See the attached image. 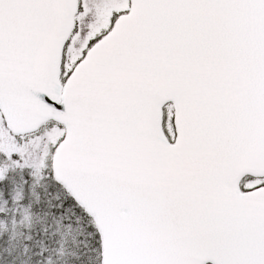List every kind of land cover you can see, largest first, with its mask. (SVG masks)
Instances as JSON below:
<instances>
[{
  "label": "snow or ice",
  "instance_id": "snow-or-ice-1",
  "mask_svg": "<svg viewBox=\"0 0 264 264\" xmlns=\"http://www.w3.org/2000/svg\"><path fill=\"white\" fill-rule=\"evenodd\" d=\"M0 264H264V0H0Z\"/></svg>",
  "mask_w": 264,
  "mask_h": 264
}]
</instances>
